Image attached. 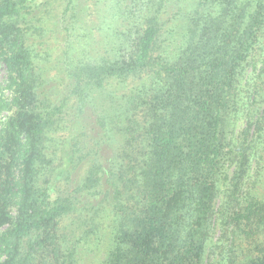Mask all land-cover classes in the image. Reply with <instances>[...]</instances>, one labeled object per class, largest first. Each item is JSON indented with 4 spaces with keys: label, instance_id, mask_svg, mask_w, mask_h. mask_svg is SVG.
I'll use <instances>...</instances> for the list:
<instances>
[{
    "label": "trees",
    "instance_id": "1",
    "mask_svg": "<svg viewBox=\"0 0 264 264\" xmlns=\"http://www.w3.org/2000/svg\"><path fill=\"white\" fill-rule=\"evenodd\" d=\"M0 63V264H264V0H0Z\"/></svg>",
    "mask_w": 264,
    "mask_h": 264
},
{
    "label": "rangeland",
    "instance_id": "2",
    "mask_svg": "<svg viewBox=\"0 0 264 264\" xmlns=\"http://www.w3.org/2000/svg\"><path fill=\"white\" fill-rule=\"evenodd\" d=\"M64 6L62 5L61 7L59 6H55V9L57 10L58 14H60V12L63 10ZM55 12V10H54ZM94 21V20H93ZM47 27H53L55 24V20L54 18L53 19H50L48 18L47 20ZM95 23V21H94ZM61 22L59 23L58 22V26L56 27V31L61 29ZM103 28L105 27L103 24H102ZM102 30V29H101ZM60 32V31H58ZM60 38L61 35H60ZM62 39H59L57 41L53 40V43H50L49 44V49L47 50L49 52V56H48V61L46 63H44L45 65V69H46V73H45V76L44 78L45 79H50V80H57L59 79V77L61 76L62 74V70L64 68V63L63 61L60 62V59L61 58V52H63V48H64V43L63 41H61ZM4 66L0 63V77L1 75L3 74L4 72ZM62 69V70H61ZM53 82H56V81H53ZM0 87H1V91L3 94L7 95V88L5 87V82L0 81ZM241 128V123H240V126H239V129ZM218 234H216L217 236ZM94 249H91V251H87L85 252V256L82 257L81 259V263L80 264H95L97 258H95L94 256V252H92ZM101 253L102 250L101 248L98 249Z\"/></svg>",
    "mask_w": 264,
    "mask_h": 264
}]
</instances>
